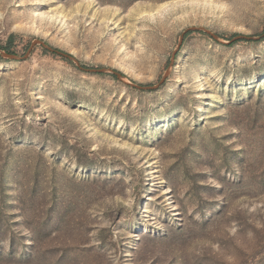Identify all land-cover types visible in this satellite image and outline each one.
I'll list each match as a JSON object with an SVG mask.
<instances>
[{
  "label": "rangeland",
  "instance_id": "1",
  "mask_svg": "<svg viewBox=\"0 0 264 264\" xmlns=\"http://www.w3.org/2000/svg\"><path fill=\"white\" fill-rule=\"evenodd\" d=\"M35 40L71 58L0 55V264H264V0H0Z\"/></svg>",
  "mask_w": 264,
  "mask_h": 264
},
{
  "label": "water",
  "instance_id": "2",
  "mask_svg": "<svg viewBox=\"0 0 264 264\" xmlns=\"http://www.w3.org/2000/svg\"><path fill=\"white\" fill-rule=\"evenodd\" d=\"M190 31H193V32H196V31H204L208 35H211L214 39H218V37L215 34H213L210 31H207V30H205L203 28L191 27V28L186 29L184 31V33L182 34V36H181L178 49L173 53V58H172L171 64L174 63L175 58L177 56V52L180 50V48L183 45L185 35L188 32H190ZM254 39H256V38H254V37H248V36H237L236 38L232 39V41H235V40H254ZM37 45H41L45 49L50 50L51 52H57L58 54L66 57V58H71L70 55H68V54H65V53L59 52V51H55L54 49L50 48L48 45H46L41 40H35V41H33L31 43L30 48L28 49L27 54L25 56H23V57H18L17 55L6 53V52L2 51L1 49H0V55L3 58H5V59H10V60H13V61H23V60H26L30 56L33 48L36 47ZM81 69L85 70L88 73H102V72H106V70H103V69H88V68L87 69L81 68ZM112 73H114L118 78H121L122 79V76L119 73H116V72H112ZM169 75H170V69L167 70V72L165 73V75L163 76V78L160 80V82L158 83V85H156L154 87L135 85V84H131V83H128V84H130L132 87H135V88L140 89V90H146V91L158 90L161 86H163L165 84V82L167 81Z\"/></svg>",
  "mask_w": 264,
  "mask_h": 264
},
{
  "label": "trees",
  "instance_id": "3",
  "mask_svg": "<svg viewBox=\"0 0 264 264\" xmlns=\"http://www.w3.org/2000/svg\"><path fill=\"white\" fill-rule=\"evenodd\" d=\"M12 40H13V36H11V37L9 38V43H11ZM0 49L6 51V53L9 52V46H7V47H3V46L0 45Z\"/></svg>",
  "mask_w": 264,
  "mask_h": 264
},
{
  "label": "bare ground",
  "instance_id": "4",
  "mask_svg": "<svg viewBox=\"0 0 264 264\" xmlns=\"http://www.w3.org/2000/svg\"><path fill=\"white\" fill-rule=\"evenodd\" d=\"M174 6H175V5H174ZM174 6H173V7H174ZM164 9H167V8H164ZM161 10H162V9H161ZM160 30H162V31H163V29H162V28H161ZM262 78H264V75L262 76Z\"/></svg>",
  "mask_w": 264,
  "mask_h": 264
}]
</instances>
